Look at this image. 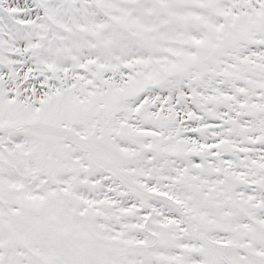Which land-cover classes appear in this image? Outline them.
I'll return each instance as SVG.
<instances>
[{"label":"snow or ice","instance_id":"obj_1","mask_svg":"<svg viewBox=\"0 0 264 264\" xmlns=\"http://www.w3.org/2000/svg\"><path fill=\"white\" fill-rule=\"evenodd\" d=\"M0 264H264V0H0Z\"/></svg>","mask_w":264,"mask_h":264}]
</instances>
